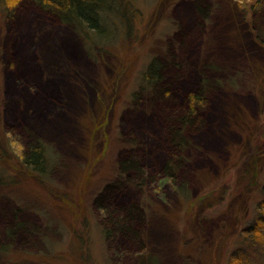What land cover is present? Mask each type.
<instances>
[{"label":"rangeland","instance_id":"rangeland-1","mask_svg":"<svg viewBox=\"0 0 264 264\" xmlns=\"http://www.w3.org/2000/svg\"><path fill=\"white\" fill-rule=\"evenodd\" d=\"M199 1L105 0L101 28L82 30L0 0V264H135L119 248L141 245L106 238L98 219L109 188L146 212L143 264H261L234 239L264 217V0H203V17ZM153 61L171 95L206 91L174 183L152 178L177 106L152 98ZM12 134L44 144L45 172L21 164ZM136 154L146 181L120 167ZM14 214L29 235L9 240Z\"/></svg>","mask_w":264,"mask_h":264},{"label":"trees","instance_id":"trees-1","mask_svg":"<svg viewBox=\"0 0 264 264\" xmlns=\"http://www.w3.org/2000/svg\"><path fill=\"white\" fill-rule=\"evenodd\" d=\"M103 1L105 0H4L6 6L9 7L8 9H14L24 2L34 3L44 10L52 11V13L54 12L62 23L74 29L79 28L82 30L88 28L97 30L101 28L102 16L100 11ZM195 5L201 17L205 16V14H209L210 6L203 0H200ZM158 67V62L155 63V61H153L146 73V79L152 84V98H155L154 100L162 104L163 107L167 105L168 108L172 109L174 102H177V106L172 109L171 112H168V109L165 107V111L168 112L166 114L168 119L164 129L167 141V155L163 160H160L162 164L161 171L156 172L153 170L152 178H157L154 174L159 173L160 177L169 179L174 183L177 178V173L183 167V149L189 142L193 130L198 129L202 123L201 116H203L204 112L202 108L206 105V91L202 82L199 89L189 92L186 95V99L184 96L178 97L177 94H175L176 96L171 95L169 86L164 83L162 69ZM13 137L19 143V140L15 136ZM20 146L21 154L18 156L21 164L30 170L45 172L47 160L44 144L37 141L34 144L29 139L25 144L21 143ZM160 157L161 154L160 156L158 154L154 162L156 160L158 162ZM120 167L126 174H130L132 178L139 182L148 179V176H144V167L137 154L121 160ZM262 190L264 192V183ZM110 191L111 188L106 190L107 195H104L101 199L97 198L95 201L97 210L99 211L98 219L102 227L106 230V238L113 237L117 243L133 241L140 244L141 247L137 252H135V250H124L123 247L119 248V252L123 253V257L125 258L132 254L135 258V264H143L145 247L141 241L142 230L140 229L145 225L146 212L141 205L129 203L128 199H130V196L125 199L123 203L114 204L111 200V194H109ZM261 206L262 204L257 205L259 211ZM262 209H264V205ZM17 213L19 212L15 214ZM15 214L13 216L11 215V220L9 219L10 221L5 222L2 228V233L5 234L9 240L13 239L12 237L19 231L28 234L27 226L21 222H17L16 219L19 214L16 216ZM259 225L263 226L260 228ZM243 231V233H240L238 237L234 239L235 244L245 237V240H243L241 244L243 246L249 244L256 247L258 249L257 251L262 253V259L260 258L259 261L261 264H264V249L261 246L264 242V217H257L256 220L252 222V226H248ZM239 251H242V249ZM128 261L129 260H127V262Z\"/></svg>","mask_w":264,"mask_h":264}]
</instances>
